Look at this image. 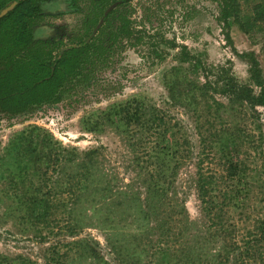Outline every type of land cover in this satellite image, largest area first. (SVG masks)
I'll list each match as a JSON object with an SVG mask.
<instances>
[{
  "label": "rangeland",
  "instance_id": "374dc122",
  "mask_svg": "<svg viewBox=\"0 0 264 264\" xmlns=\"http://www.w3.org/2000/svg\"><path fill=\"white\" fill-rule=\"evenodd\" d=\"M40 1L34 49L54 58L117 5L58 99L0 115V264H264V107L217 89L232 77L259 95L264 28L225 25L224 0ZM235 1L249 19L262 0ZM136 108L142 121L124 124ZM220 126L240 137L243 170L223 229L208 224L197 186L200 168L224 175L219 149L234 146L214 142Z\"/></svg>",
  "mask_w": 264,
  "mask_h": 264
},
{
  "label": "trees",
  "instance_id": "16d2710c",
  "mask_svg": "<svg viewBox=\"0 0 264 264\" xmlns=\"http://www.w3.org/2000/svg\"><path fill=\"white\" fill-rule=\"evenodd\" d=\"M45 8L47 6L40 0H0V115H20L28 112L32 107L58 99L65 91L67 84L78 75L86 62L87 50L94 45L89 42V36L87 40L59 51L55 58L50 53L43 56L39 51L37 52L34 49L37 43L34 23L43 16ZM253 9L256 16L243 19L240 17L236 1L224 0L221 8V20L225 25L234 23L243 33L253 27L264 28V0L256 3ZM229 19L232 21L230 22ZM122 30H124L123 27H121ZM126 32L129 33L128 30ZM191 58L186 57L184 60L190 61ZM204 70L208 73L206 68ZM253 73L255 75H252L251 79L258 85L256 69ZM258 86L261 88V92L256 95L252 87L238 85L232 77H229L217 89H219V94L227 98L231 105L236 102L245 103L254 110L256 107H264V88ZM126 107L131 108L129 105ZM130 112L128 113L126 110L123 113L121 121H125L124 124L129 121H142L143 117L139 115L137 108L134 109V112L131 110ZM220 128L211 134L215 140L213 141L225 146L230 142L234 146L229 150V153L219 149V152L222 153L220 162L223 165L222 174L224 175L219 178L216 177L217 174L206 175L203 173V168H200L197 186L198 196L208 224L210 227L223 229V212L226 203L228 204L243 192L235 184L243 176V170L238 167V163L235 161L238 157V153L236 155L238 146L235 145V141L240 137L234 133H225L223 126ZM165 148L168 149L167 146ZM157 153H155L156 156ZM166 154H168V150ZM199 165H203V162H200ZM153 169L158 176L149 188L161 195L165 188L161 182L165 171L161 164L153 163ZM220 182L226 183L228 186L222 193L221 202L218 203L215 191ZM257 224L259 226L257 229L261 234H264V219ZM48 264L58 263L54 262L52 258ZM239 264H242V261Z\"/></svg>",
  "mask_w": 264,
  "mask_h": 264
},
{
  "label": "water",
  "instance_id": "95a60500",
  "mask_svg": "<svg viewBox=\"0 0 264 264\" xmlns=\"http://www.w3.org/2000/svg\"><path fill=\"white\" fill-rule=\"evenodd\" d=\"M117 4H113L112 6H110L104 13L100 23L96 26V28L94 29L93 33L91 34L90 38L94 35V33L99 29V27L101 26V24L103 23L105 17L107 16V14L116 6Z\"/></svg>",
  "mask_w": 264,
  "mask_h": 264
}]
</instances>
